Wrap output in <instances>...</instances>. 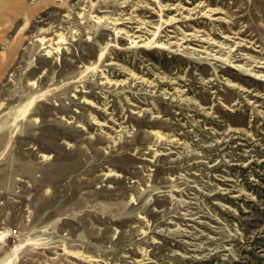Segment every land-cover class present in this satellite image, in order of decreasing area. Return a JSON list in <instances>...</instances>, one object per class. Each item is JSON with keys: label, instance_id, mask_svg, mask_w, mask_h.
Wrapping results in <instances>:
<instances>
[{"label": "rangeland", "instance_id": "obj_1", "mask_svg": "<svg viewBox=\"0 0 264 264\" xmlns=\"http://www.w3.org/2000/svg\"><path fill=\"white\" fill-rule=\"evenodd\" d=\"M0 264H264V0H0Z\"/></svg>", "mask_w": 264, "mask_h": 264}]
</instances>
